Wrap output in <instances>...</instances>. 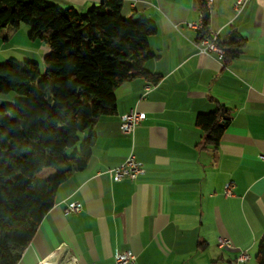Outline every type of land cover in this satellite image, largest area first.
I'll return each instance as SVG.
<instances>
[{"label":"crops","instance_id":"1","mask_svg":"<svg viewBox=\"0 0 264 264\" xmlns=\"http://www.w3.org/2000/svg\"><path fill=\"white\" fill-rule=\"evenodd\" d=\"M46 1L84 13L102 0ZM120 1L123 17L156 26L147 38L154 57L143 65L157 82L134 78L113 91L115 112L90 130L95 142L86 166L59 187L16 263L114 264L116 253L128 251L135 264H257L264 238V0H250L237 16L235 0H213L207 30L222 44L231 34L241 39L239 54L229 58L196 50L198 33L187 25L197 21L200 0ZM29 30H0V63L29 61L44 70L48 46ZM7 100L0 97V106ZM218 108L229 118L214 148L195 125L198 115ZM131 110L145 119L123 134L120 116ZM88 135L80 134V143ZM130 155L144 173L115 181L110 171ZM72 202L81 210L66 214ZM221 239L231 247H220ZM241 254L248 259L240 263Z\"/></svg>","mask_w":264,"mask_h":264},{"label":"trees","instance_id":"2","mask_svg":"<svg viewBox=\"0 0 264 264\" xmlns=\"http://www.w3.org/2000/svg\"><path fill=\"white\" fill-rule=\"evenodd\" d=\"M199 9L207 34L204 0ZM121 12L120 0H102L84 13L46 0H0V30L27 25L29 37L49 50L43 75L34 62L0 64V94L22 97L0 106V264H17L59 187L86 166L95 142L90 130L115 112L113 91L134 78L157 82L143 65L154 57L147 38L156 26ZM217 44L223 58L236 57L241 39L231 34ZM228 118L223 108L197 116L204 144L217 147ZM85 132L79 152L67 156ZM256 253L264 264V238Z\"/></svg>","mask_w":264,"mask_h":264},{"label":"built area","instance_id":"3","mask_svg":"<svg viewBox=\"0 0 264 264\" xmlns=\"http://www.w3.org/2000/svg\"><path fill=\"white\" fill-rule=\"evenodd\" d=\"M250 0H235V3L233 5L232 10L234 11L235 15H239L245 8L246 4ZM213 0H204L205 9L204 11L207 12V14H210V9L212 7ZM203 15L200 13L197 21L189 23L187 27L189 29H193L198 33V40L196 42V50L200 54L208 55L210 53H216L219 58L223 57V50L219 48L218 46V36H216V33H212L207 30V34H202L203 32ZM200 35V36H199ZM148 89V88H147ZM145 89L146 91H148ZM145 114L142 112H138L135 110H131L128 113L120 116V131L123 134H130L133 131V128H135L139 123H141L145 119ZM260 160L264 164V154L260 155ZM143 165L136 161L135 157L133 155H130L125 162L120 165L118 168H114L110 171V174L112 175L113 179L115 181H118L122 178H127L130 181L137 179L140 175L144 173ZM230 186L227 185L225 188L226 195H232V192L230 190ZM66 214H76L80 212V205L78 203L72 202L69 203L66 208H64ZM220 247H231L230 241L227 239H221L218 241ZM134 255L128 251L126 252H118L114 255L112 259H114V264H135V258H133ZM248 259V257L245 254H241L238 258V262H244ZM70 264H75V261L73 259L70 260Z\"/></svg>","mask_w":264,"mask_h":264},{"label":"rangeland","instance_id":"4","mask_svg":"<svg viewBox=\"0 0 264 264\" xmlns=\"http://www.w3.org/2000/svg\"><path fill=\"white\" fill-rule=\"evenodd\" d=\"M0 64H2V63H0ZM43 68V67H42ZM42 68H40V70H41V72H40V74L41 75H43V73H44V70L42 69ZM0 97H6L8 100L6 101L7 103H4V104H6V105H13L14 104V102L16 101V100H18V99H21L22 97L21 96H18L15 92H9V93H7V94H0ZM82 143V142H81ZM80 139H79V141H78V144H75V146L74 147H72V148H70V149H67V151H66V155L67 156H72L73 154H74V149H76V148H78V152H79V148H80Z\"/></svg>","mask_w":264,"mask_h":264}]
</instances>
